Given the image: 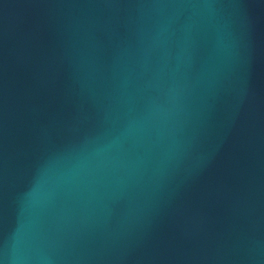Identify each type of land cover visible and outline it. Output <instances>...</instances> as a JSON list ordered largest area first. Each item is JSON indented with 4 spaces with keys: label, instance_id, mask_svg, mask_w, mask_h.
Returning a JSON list of instances; mask_svg holds the SVG:
<instances>
[{
    "label": "water",
    "instance_id": "1",
    "mask_svg": "<svg viewBox=\"0 0 264 264\" xmlns=\"http://www.w3.org/2000/svg\"><path fill=\"white\" fill-rule=\"evenodd\" d=\"M0 264H264V0H0Z\"/></svg>",
    "mask_w": 264,
    "mask_h": 264
}]
</instances>
